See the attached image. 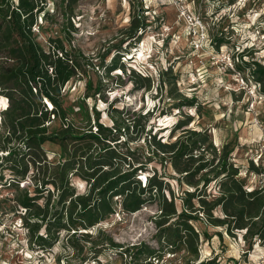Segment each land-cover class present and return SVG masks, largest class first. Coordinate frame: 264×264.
Returning a JSON list of instances; mask_svg holds the SVG:
<instances>
[{
	"label": "rangeland",
	"instance_id": "374dc122",
	"mask_svg": "<svg viewBox=\"0 0 264 264\" xmlns=\"http://www.w3.org/2000/svg\"><path fill=\"white\" fill-rule=\"evenodd\" d=\"M39 4L43 5L32 31L41 46L46 50L62 46L69 55L85 59H79L82 71L60 89L64 121L50 115L46 137L33 139L28 148L21 140H12L11 146L20 153L15 162L6 161V149L1 147L6 108L0 111V264H264V236L245 234V228L228 233L225 225L212 221L225 217L220 205L208 214L201 209L212 206L226 178L224 174L213 178L210 171L219 157L226 169L237 168L245 190H264V72H258L260 66L264 68V0H43ZM184 8L204 23L206 39L201 43L182 18ZM0 67L6 68L5 57H0ZM88 81L91 85L86 86ZM19 92L6 88V82L0 84V105L4 97L7 106L20 101ZM97 123L117 140L93 138ZM191 130L199 132L190 137L200 145L193 153L203 154L193 166L215 157L193 176L199 182L191 199L196 211L188 212L196 217L189 223L199 232L197 256L175 234L163 231L176 217L156 226L158 197L147 193V200L135 211L123 207V194H112L111 212L93 226L77 229L74 235L75 230L50 226L48 233V218L58 220L69 200L59 202L60 175L55 177L60 188L44 184L52 167L69 160L72 168L67 177L74 195L95 197L92 180L83 177L86 169L81 166L107 156L102 149L105 142L119 154L126 147L135 151L138 162L133 156L125 161L117 157L116 166L125 170L142 164L135 180L144 184L155 173L161 192L167 199L173 195L177 212L181 211L184 191L194 187L174 169L170 153L150 152L156 147L151 137L171 142ZM22 153L27 164L24 174ZM204 178L209 181L203 182ZM25 192L36 195L34 204L41 210L20 203ZM35 212L40 219L37 234H49L42 247L30 238L24 223ZM261 224L260 219L257 228Z\"/></svg>",
	"mask_w": 264,
	"mask_h": 264
},
{
	"label": "trees",
	"instance_id": "16d2710c",
	"mask_svg": "<svg viewBox=\"0 0 264 264\" xmlns=\"http://www.w3.org/2000/svg\"><path fill=\"white\" fill-rule=\"evenodd\" d=\"M42 1L17 0L14 3V0H0V57L6 58V68L0 67V84L6 82V88L19 90L22 97L20 101H12L8 106L4 97L2 105H0V111L6 108L2 117L3 125L6 127V135L1 138L4 143L1 147L7 152L6 161L15 162L20 154L11 146L12 140L19 139L24 148H28L33 139L46 137V123L50 121V115L57 117L62 122L64 121L65 112L60 99V89L66 81L77 74V71L83 69V64L80 62V60L85 59L83 56L69 55L62 46L53 50H46L37 41L32 26L36 12L41 11L43 4L40 6L39 3ZM87 64L90 63L87 62ZM259 71L264 72V68L260 66ZM87 85H91V81H88ZM180 123L183 122L181 121L177 125ZM120 128L118 127V129ZM105 131L111 133L110 129L97 123L96 133L92 134V137L100 139L101 142L117 140V138H112L109 134L103 133ZM186 133H180L171 142L155 141V136H152L156 147L150 148L153 155H158V151L164 154L170 153V161L174 169L182 174L184 182L194 187L191 191H184V195L181 197L184 208L181 211L177 212L173 195L167 199L161 192V182L156 178L155 173L149 176L144 184H141L139 180H135L134 176L137 170L143 169L142 164L133 167L128 165V169L125 170H121L118 165L116 166L114 161L117 157L125 161L127 156H133L137 161L138 157L134 156L135 151L126 147L125 151L119 154L115 152L110 143L105 142L102 149L107 156L99 161H92L81 166V168L85 167L86 169L82 174L83 177L92 180V191L96 190L95 197H92L90 193L74 195L67 177L69 169L72 168L69 160L52 167L51 178L45 180L44 184L50 183L54 188H60L55 178L60 175L63 186L60 190L59 202L65 203L68 198L69 200L66 209L57 218L58 220L55 221L54 216L48 218V233L51 231L50 226H54L55 229L75 230L71 235L77 233V229L93 226L102 220L105 214L111 212L108 197L112 194H123V207L126 210L135 211L147 200L145 197V193H147L149 196L156 195L158 197L160 214H158L159 220L155 222L156 226H161L169 222L167 219L176 217L175 222H169L163 231L175 234L179 243L183 244L193 256H197L199 232L189 223V220L196 219V217L188 212L189 208L190 211H196L191 199L198 190L199 182L194 181L193 176L205 165L212 164L215 157L207 158L202 164L193 166L192 162L203 158L202 153L199 155L193 153L195 150L199 151L200 145L197 144V140H190V137L198 135L199 132L191 130ZM23 156L22 153L19 157V160H22V174L27 170ZM221 158L219 157L217 164L211 167L210 171L213 172V178H217L221 174H224L223 176L226 178L220 183L219 195L213 200L212 206L208 209H201H204V212L208 214L207 210L220 205L225 217L222 219L215 218L212 221L215 224L225 225L228 233H232L234 228H245V234L264 236V232L261 230L264 228V218H261V213L264 212V190L261 188L245 190L243 182L236 176L238 174L237 168L230 165V168L226 169L224 158ZM182 179L176 178L179 184L182 183ZM202 181L206 183L209 179L204 178ZM36 198V195H28L25 192L20 203L29 210L32 206L38 209L39 206L34 204ZM199 201L204 207L205 200L200 197ZM77 205L78 211L76 216H73ZM38 216L39 212L32 213L31 216L25 217L24 223L30 238L42 247L49 234L46 236L37 234L40 226ZM260 219L262 224L257 228L256 225ZM87 234L85 232V235ZM51 238H55V236L52 235ZM109 241L112 243L110 238ZM208 263L210 262L206 264Z\"/></svg>",
	"mask_w": 264,
	"mask_h": 264
},
{
	"label": "built area",
	"instance_id": "2783aa9c",
	"mask_svg": "<svg viewBox=\"0 0 264 264\" xmlns=\"http://www.w3.org/2000/svg\"><path fill=\"white\" fill-rule=\"evenodd\" d=\"M181 15L183 20L190 26H192V32L195 36H197L198 39H200L198 42H202V40L206 39L205 34V26L202 21V19L199 17V15H195L193 12H189L187 9H183L181 11ZM197 39V40H198ZM195 42V46L199 47V43Z\"/></svg>",
	"mask_w": 264,
	"mask_h": 264
}]
</instances>
